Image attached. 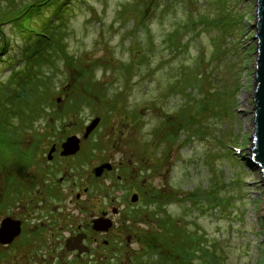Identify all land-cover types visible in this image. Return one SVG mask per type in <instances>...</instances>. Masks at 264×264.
Wrapping results in <instances>:
<instances>
[{"label": "rangeland", "instance_id": "obj_1", "mask_svg": "<svg viewBox=\"0 0 264 264\" xmlns=\"http://www.w3.org/2000/svg\"><path fill=\"white\" fill-rule=\"evenodd\" d=\"M19 7V0H0L1 31L9 42L3 48L0 37V84L12 72L8 63L21 66L25 35L11 23ZM41 10L30 18L31 27L40 29L51 18L53 8ZM225 11L232 27L216 26ZM65 15L60 52L52 53L53 68L43 69L55 106L41 105L43 116L32 124L12 120L16 140L30 139L45 124L69 135L100 119L91 136L98 157L124 168L144 167L138 177L163 204L147 209L150 219L132 226L138 242H123L132 264L172 262L162 247L161 257L148 255L146 242H155L144 240L147 232H163L157 221L168 220L194 235L186 264H264V187L260 172L246 166L253 133L255 0H70ZM199 19L204 22L196 24ZM200 91L211 101L197 114ZM80 96L94 106L83 103L75 115L53 116L66 99ZM217 108L219 117L212 113ZM212 189L227 202L223 210L211 204L210 210L204 200L200 209L191 201Z\"/></svg>", "mask_w": 264, "mask_h": 264}, {"label": "flooded vegetation", "instance_id": "obj_2", "mask_svg": "<svg viewBox=\"0 0 264 264\" xmlns=\"http://www.w3.org/2000/svg\"><path fill=\"white\" fill-rule=\"evenodd\" d=\"M83 133L59 134L49 123L1 152L0 264H132L123 242H138L132 226L162 204L159 194L138 177L144 167L98 157ZM71 136L80 142L65 154Z\"/></svg>", "mask_w": 264, "mask_h": 264}, {"label": "trees", "instance_id": "obj_3", "mask_svg": "<svg viewBox=\"0 0 264 264\" xmlns=\"http://www.w3.org/2000/svg\"><path fill=\"white\" fill-rule=\"evenodd\" d=\"M69 1L70 0H19L20 13L17 17L12 19L11 23H13V25L15 24L17 30L25 36L21 48L22 54L19 55L21 57V66L18 65L19 67L16 68L15 65L8 63L10 68H12V72L10 73L9 79L4 84H0V154H3L1 152L10 149L8 146L9 141L19 138V134H17L11 127L12 120H16L20 125L23 122L32 124L39 117L43 116L44 106L49 108L55 106L54 103H52L53 92L51 91L50 82L48 77H45L43 69L48 68L49 71L54 66V57L52 56V53L54 54L55 51H59L61 47V37L66 28L65 21L68 20L65 13L68 12ZM43 6L53 8L51 18L42 23L40 29L31 27L29 25L30 18L34 15H40ZM225 13H223L222 19L219 17L214 21L216 26L222 24L223 26L221 27L223 28L224 26L232 27L230 15L226 11ZM199 22L203 23L204 20L199 19L196 24ZM189 23L193 24V19L190 18ZM2 24L3 22H0V37L3 48H6L9 42L7 37L1 31ZM211 24H213V22ZM1 63L6 62L1 60ZM85 75L86 77L88 76L87 73H85ZM199 80L201 79L196 77L194 82L199 83ZM180 84L184 87L182 81ZM186 86L187 83L185 82V87ZM200 94H203V98L200 100L197 99L195 102L196 110L199 111L196 112L197 114L205 112L207 105H210L211 101L208 92L202 93L200 91ZM213 97L219 99L216 95H213ZM98 99H100V97H98ZM83 103L91 107L94 106L90 104V101H86V98L83 96L68 98L65 100V104L60 107L61 111H56L53 116L55 118H66V116L75 115L79 111L78 108L80 106L82 107ZM41 105L43 107H41ZM95 107L99 109L102 108L101 104H97ZM220 110L223 113V110ZM212 113L219 117L218 108L216 111L213 110ZM28 124L27 127L30 126ZM185 125L183 124L185 128L189 127L188 123ZM193 133L194 135H200L197 134L196 129ZM170 138L171 137H169V139ZM217 190L218 189H212L207 193L202 192V195H200L201 191H199L196 195L191 197V201H193L195 205H198L200 209H203L204 207H201L203 203L202 200H204V203H206L205 201L209 203L210 210H212V207L216 206L217 209L222 207L221 209L223 210L227 202H225L224 199H216L217 197L215 195L218 192ZM155 215L156 212H154L152 216ZM157 222V225L163 232L158 236H152L155 244L158 243L159 245H155L149 241L146 242L148 255H154L155 253V256L158 258L160 256L159 250L162 247L165 251H168L169 255H171L172 262H170V264H186V257L189 256L187 253L188 248H190V252H194L191 251V243L194 240V235L191 232L187 233L183 227L173 223L171 220ZM155 237H158V239ZM201 256L202 258L206 257V259L209 257L202 252ZM160 264H163L162 259L160 260Z\"/></svg>", "mask_w": 264, "mask_h": 264}, {"label": "water", "instance_id": "obj_4", "mask_svg": "<svg viewBox=\"0 0 264 264\" xmlns=\"http://www.w3.org/2000/svg\"><path fill=\"white\" fill-rule=\"evenodd\" d=\"M254 29L255 60L253 64V78L251 83L252 97V125L253 133L250 137L251 147L248 149L247 163L260 172L261 182L264 187V0H255V19L252 25ZM99 119H94L85 129L84 138L95 129ZM67 153H73L78 148V140L75 137L68 138L63 145ZM264 219V199L262 204ZM109 221H98V228L108 229ZM70 244H74L70 242Z\"/></svg>", "mask_w": 264, "mask_h": 264}, {"label": "bare ground", "instance_id": "obj_5", "mask_svg": "<svg viewBox=\"0 0 264 264\" xmlns=\"http://www.w3.org/2000/svg\"><path fill=\"white\" fill-rule=\"evenodd\" d=\"M254 36V35H253ZM252 39H253V37H252ZM254 41V40H253ZM255 42V41H254ZM254 51H255V48H254ZM252 108H253V105H252Z\"/></svg>", "mask_w": 264, "mask_h": 264}]
</instances>
